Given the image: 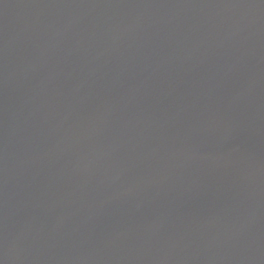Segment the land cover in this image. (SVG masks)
I'll return each instance as SVG.
<instances>
[{
  "label": "water",
  "instance_id": "95a60500",
  "mask_svg": "<svg viewBox=\"0 0 264 264\" xmlns=\"http://www.w3.org/2000/svg\"><path fill=\"white\" fill-rule=\"evenodd\" d=\"M0 264H264V0H0Z\"/></svg>",
  "mask_w": 264,
  "mask_h": 264
}]
</instances>
